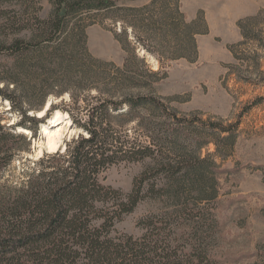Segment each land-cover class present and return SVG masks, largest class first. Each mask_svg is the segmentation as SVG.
<instances>
[{
    "label": "trees",
    "instance_id": "trees-1",
    "mask_svg": "<svg viewBox=\"0 0 264 264\" xmlns=\"http://www.w3.org/2000/svg\"><path fill=\"white\" fill-rule=\"evenodd\" d=\"M136 1L51 0L44 17L40 0H0V96L22 115L19 130L36 136L44 121L30 113L41 110L51 94L67 92L77 104L86 100L80 109L87 111L84 118L68 107L57 110L87 135L64 154H45L22 185L0 187V264H223L215 250L221 229L217 157L233 154L250 107L226 123L180 116L154 94L124 93L151 88L167 75L152 71L136 54L138 46L163 66L173 59L196 61V35L208 32L205 21L202 28L187 21L181 0ZM96 23L128 50L124 67L90 53L87 29ZM238 27L243 38L229 49L239 64H229V75L264 84V10L240 19ZM74 78L78 92L69 87ZM99 81L107 85L104 91ZM94 89L104 97L87 98ZM1 117L0 171L21 150L16 141L27 140ZM211 143L216 152L204 156ZM120 162L147 163L129 192L101 178ZM146 199L163 207L138 222L142 235L117 232V224ZM257 264H264L262 250Z\"/></svg>",
    "mask_w": 264,
    "mask_h": 264
},
{
    "label": "rangeland",
    "instance_id": "rangeland-1",
    "mask_svg": "<svg viewBox=\"0 0 264 264\" xmlns=\"http://www.w3.org/2000/svg\"><path fill=\"white\" fill-rule=\"evenodd\" d=\"M40 1L42 15L48 17L52 9L51 0ZM149 1L138 0L134 4L141 5ZM181 8L187 21H197L196 27L202 28L203 22L207 23L208 32L196 35L198 59H173L163 66L156 54L138 46L136 54L145 59L146 65L152 71L166 72L167 75L155 82L151 88L125 90L124 93L154 94L180 116L198 114L203 119H223L226 123L235 122L239 114L250 107L242 117L233 154L226 159L217 157V162L221 164V195L216 203L221 229L215 242V250L223 264H257L258 252L264 251V98L257 100L256 97H264V84L239 81L236 73L229 75V64H239L235 61L229 45L243 38L238 21L264 10V0H181ZM116 28L117 31L121 29L120 26ZM87 33L88 48L93 56L124 67L129 52L111 30L96 23L88 27ZM130 39L133 40V36ZM252 67L244 65L242 69ZM97 85L103 91L107 87L102 81ZM69 87L74 92L79 91L76 78ZM124 93H119L117 98H121ZM86 95L87 98L90 95L104 97L95 89ZM52 103L56 106L53 111L48 113L47 110L40 116V112ZM85 103L86 100H80L79 104L74 103L67 92L62 96L49 95L41 110L30 113L44 121L39 124L34 137V130H19L17 125L23 121L22 115L11 110V104L0 96L2 124L27 136L26 141H16L17 148L21 150L16 152L9 165L1 169L0 187L22 185L40 167L36 165L37 161L45 154H50L45 148L48 135L42 132L45 126L54 132L58 128L57 124H62V145L58 150L61 154L66 153L68 145L81 134L87 135L83 129L73 125L72 118L60 123L49 120L54 111L62 110L63 107H68L85 118L87 111L80 109ZM134 125L135 123H130L127 128L131 129ZM215 152L214 143L203 149L204 156ZM146 164L116 163L103 172L102 181L105 185L129 192L136 176L144 170ZM162 207L161 201L144 200L133 213L117 224V232L141 236L143 230L138 222L150 213L159 212Z\"/></svg>",
    "mask_w": 264,
    "mask_h": 264
},
{
    "label": "bare ground",
    "instance_id": "bare-ground-1",
    "mask_svg": "<svg viewBox=\"0 0 264 264\" xmlns=\"http://www.w3.org/2000/svg\"><path fill=\"white\" fill-rule=\"evenodd\" d=\"M234 1H237V0H234ZM49 107H50V104L45 110L40 112L41 115L40 114L39 115L43 116L46 113V111L49 109ZM67 119L70 120V116L68 113L63 112V111H57L53 113V115L51 116L49 120L50 122L60 123ZM61 126H62L61 123L57 124L56 128L57 127L58 128L55 129L54 132H51V130H49L47 126H45L42 130L43 133L48 135L47 142L45 143L46 144L45 148L48 149L49 153H55L61 148V145H62L61 143H62V138H63V133L61 132L62 130ZM20 130L22 131L23 128H20ZM25 131L29 132V130L27 129H25Z\"/></svg>",
    "mask_w": 264,
    "mask_h": 264
}]
</instances>
